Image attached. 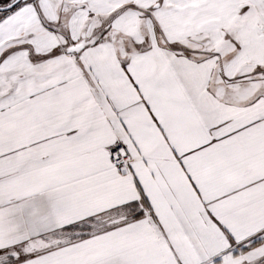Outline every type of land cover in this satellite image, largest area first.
<instances>
[{
    "label": "snow or ice",
    "instance_id": "1",
    "mask_svg": "<svg viewBox=\"0 0 264 264\" xmlns=\"http://www.w3.org/2000/svg\"><path fill=\"white\" fill-rule=\"evenodd\" d=\"M0 264H264V0H0Z\"/></svg>",
    "mask_w": 264,
    "mask_h": 264
}]
</instances>
